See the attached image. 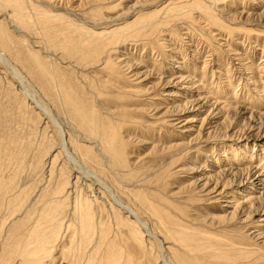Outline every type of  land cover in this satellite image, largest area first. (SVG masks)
Wrapping results in <instances>:
<instances>
[{
    "label": "rangeland",
    "instance_id": "rangeland-1",
    "mask_svg": "<svg viewBox=\"0 0 264 264\" xmlns=\"http://www.w3.org/2000/svg\"><path fill=\"white\" fill-rule=\"evenodd\" d=\"M250 168L264 0H0V264H31L37 222L35 264H264V194L225 202L259 195Z\"/></svg>",
    "mask_w": 264,
    "mask_h": 264
},
{
    "label": "bare ground",
    "instance_id": "bare-ground-1",
    "mask_svg": "<svg viewBox=\"0 0 264 264\" xmlns=\"http://www.w3.org/2000/svg\"><path fill=\"white\" fill-rule=\"evenodd\" d=\"M203 99H205V98L203 97ZM259 136L263 137V135L262 136L259 135ZM232 172H233V170H226V169L221 171V173L225 174V175L232 174ZM248 174H249V177L247 178L248 184H251L252 186H256V187L258 186L257 184H260V187H257V188H260V189L254 191V192L258 193L259 195H257V196H253V195H249V194L248 195H244L242 197L241 201L238 200V199H236V200L235 199H233V200L230 199V200H227V201L224 200L225 202L229 203L228 206L236 208L239 204H244V203L247 202V205L249 204L248 207H251L253 202L257 201L260 198V196L262 194H264V176L261 173H259V171H257L256 169H253V168H250V171H249ZM223 186L224 185H222V187L219 190L218 194H223V192H224L223 190L225 188ZM217 187L218 186L216 184L215 187L213 188V189H216V190H214V192L218 191ZM76 201H78V200H76ZM123 208L126 209V206H123ZM76 212H77V215H78V217H77L78 218L77 224H78V231H79V233H78V236H79L78 240L79 241L78 242L80 244H83V245L87 246V245H89V243H90V241L92 239V236H93L92 229H93L94 225L92 223V220L89 217L90 214L88 212V207L87 206H84V205L82 206L81 204L78 205L77 209H76ZM262 215H263V213H262ZM46 217L47 216H45L43 218H40V219L45 220ZM55 226L56 227H53L51 230H47L48 228L46 226H44V227H46L47 229L44 228L42 225H40V227H39L38 222L35 224V226L33 227V229H31V232H30V239L31 240L30 241L28 240L29 242H26L27 244L25 242H22L21 244L23 246H20V252H22V254H23L22 257L25 259L26 262H30L31 264L40 263L42 261V259L45 258L46 254L49 253L50 248L53 247V242L57 238L58 227L59 226L58 225H55ZM182 242H183V240H182ZM178 261L181 264H185V257L180 255L179 258H178ZM166 263L167 264H173L171 261H166Z\"/></svg>",
    "mask_w": 264,
    "mask_h": 264
}]
</instances>
